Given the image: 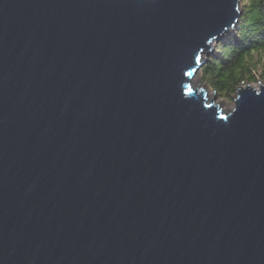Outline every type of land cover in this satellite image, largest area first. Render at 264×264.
I'll return each mask as SVG.
<instances>
[{"label":"water","instance_id":"1","mask_svg":"<svg viewBox=\"0 0 264 264\" xmlns=\"http://www.w3.org/2000/svg\"><path fill=\"white\" fill-rule=\"evenodd\" d=\"M240 0H0V264H264V82H192Z\"/></svg>","mask_w":264,"mask_h":264},{"label":"trees","instance_id":"2","mask_svg":"<svg viewBox=\"0 0 264 264\" xmlns=\"http://www.w3.org/2000/svg\"><path fill=\"white\" fill-rule=\"evenodd\" d=\"M239 7L236 26L199 68L202 82L222 98L239 85L264 79V0H240Z\"/></svg>","mask_w":264,"mask_h":264},{"label":"rangeland","instance_id":"3","mask_svg":"<svg viewBox=\"0 0 264 264\" xmlns=\"http://www.w3.org/2000/svg\"><path fill=\"white\" fill-rule=\"evenodd\" d=\"M223 38L224 37H221V39H223ZM211 46H212L211 49L207 53L204 52L201 55L202 56V59L204 61L212 53V51L214 49V43H212ZM192 82H193L194 86H196L197 88H203L205 90V92H207L206 97L208 99H212L213 96H215L213 98V103L215 105L218 104V107H221L224 111H228V110H230L233 107L234 103H233V100L232 99L234 98V94L231 97H229V98H222V97H220L213 90H211L207 86V84H205L204 82H202L199 69L196 71L195 75L193 76ZM263 82H264V79H262V80L256 79L255 82H253V83H247V84H249L250 86H252V87H254L256 89H258L259 85H261ZM241 86H245V85H241Z\"/></svg>","mask_w":264,"mask_h":264},{"label":"bare ground","instance_id":"4","mask_svg":"<svg viewBox=\"0 0 264 264\" xmlns=\"http://www.w3.org/2000/svg\"><path fill=\"white\" fill-rule=\"evenodd\" d=\"M205 91V90H204ZM205 95H207V92H205Z\"/></svg>","mask_w":264,"mask_h":264}]
</instances>
